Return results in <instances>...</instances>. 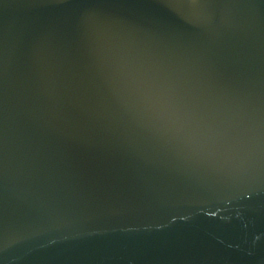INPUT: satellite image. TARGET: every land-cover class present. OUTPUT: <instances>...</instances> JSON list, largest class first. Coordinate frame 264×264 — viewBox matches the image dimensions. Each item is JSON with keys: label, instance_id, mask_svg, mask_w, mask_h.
Returning <instances> with one entry per match:
<instances>
[{"label": "water", "instance_id": "obj_1", "mask_svg": "<svg viewBox=\"0 0 264 264\" xmlns=\"http://www.w3.org/2000/svg\"><path fill=\"white\" fill-rule=\"evenodd\" d=\"M0 264H264V0H0Z\"/></svg>", "mask_w": 264, "mask_h": 264}]
</instances>
